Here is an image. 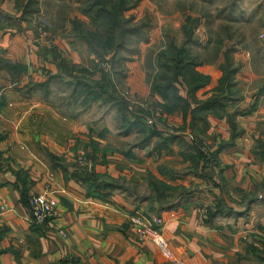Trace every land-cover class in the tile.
Returning <instances> with one entry per match:
<instances>
[{
  "label": "crops",
  "instance_id": "crops-1",
  "mask_svg": "<svg viewBox=\"0 0 264 264\" xmlns=\"http://www.w3.org/2000/svg\"><path fill=\"white\" fill-rule=\"evenodd\" d=\"M244 1L252 4L248 12L257 18L264 36V0ZM12 14L14 18L19 12ZM2 20L0 204L7 210L0 218V264H175V260L183 264H264L263 75L247 78L246 74L244 78L260 81L257 88H263L262 93H240L238 103L227 105L224 115L206 119L207 129L199 137L210 140L213 162L201 168L200 161L196 173L174 179L164 148L150 158L117 144L122 136H115L100 114L92 117L94 113L88 112L92 101L85 102L84 96L57 93L49 89L50 84L41 86V93L22 90L21 80L27 76L32 83L48 81L44 73L38 74L40 66L60 75L56 54L70 63L87 62L86 42L62 35L69 26L57 25L52 31L54 40L48 36L54 59L39 52L34 41V32L42 37V27H31L22 19L17 24ZM242 59V66L253 70L252 59ZM18 64L25 66L27 75L13 80L11 72H17L13 67ZM68 81V77L56 79L58 83ZM237 111L247 113L234 116L238 134L228 143L232 125L227 115ZM79 155L92 165H79ZM88 171L116 186L90 192V181H85ZM150 176L168 184L174 180L200 183V190L171 207L159 206L149 197ZM34 193H46L56 201L57 213L46 222H34L24 202L25 196ZM216 205L221 210L210 214L209 208ZM134 216L164 237L166 250L138 233Z\"/></svg>",
  "mask_w": 264,
  "mask_h": 264
},
{
  "label": "rangeland",
  "instance_id": "rangeland-1",
  "mask_svg": "<svg viewBox=\"0 0 264 264\" xmlns=\"http://www.w3.org/2000/svg\"><path fill=\"white\" fill-rule=\"evenodd\" d=\"M40 1L35 5L38 11L25 15L22 7L27 4V0H20L19 3L17 0H11L8 3L5 0H0V20L11 21V24L20 23L21 19L27 20L31 27H38V29L42 27L48 31L49 38L53 40L56 36L52 31L57 25L69 26L62 31L63 37L69 38H76L75 31H79L74 25L79 24V27L83 25L92 29L95 27L82 11L81 7L85 0ZM128 5L130 8L124 12L125 17L130 18L127 25L128 27H139L138 31H133L132 35L129 34L125 38L120 51L116 54L114 51L107 52L102 58H97L87 45L89 59L86 60V63L78 64V67H87L89 73H75L84 78L83 81L89 82L90 80H100L101 70H107L113 84V87L108 89L115 90L114 96L122 97L123 95L125 97L130 110L129 118L134 119L135 114L141 115L144 117L143 122L146 126L152 127L156 124L161 131L159 135L152 136L145 145H138L143 140V132L134 127L128 133L124 132L125 126L121 120L122 111L119 105L114 103V100L104 101V98L93 100L88 112L94 113L93 118L100 114L114 135L122 136L120 140L116 141L117 144L120 143L122 147L134 148L139 152L138 155L155 158L161 152L160 148H164L163 153L169 154L170 166H172L169 167V175L174 179H182L183 174L190 171L197 172L195 155L198 151L203 155L200 160L202 167L204 162H207V165L209 162H213L214 151L208 138H201L194 142L191 126L186 124V128L182 127L184 123L180 110L168 112L161 107V102L164 101L163 96L153 88L154 79L158 73L156 58L158 51L169 46L173 41L182 43L185 38V28H190L193 31L194 40L188 44L187 49L190 50V54L201 61L196 69L202 74L209 75L210 81L193 93H189L188 86L181 76H178L174 81L179 94L189 100L194 107L212 95L213 88L218 84L222 74L219 66L225 60L222 49L232 47L231 53H229L234 63L239 65L234 77L235 90L237 91L231 98L223 97L224 107L208 110L206 114V119H208L210 115H224L227 105L238 103L242 96L240 93H253L254 91V93H262L263 88H257L260 81L247 82L246 74L247 78L252 74L264 76V36L260 34L257 18H252L248 12V7L252 4L244 0H129ZM14 10L19 14L12 18L10 15ZM36 12H39L40 15H35ZM33 14L36 17H30ZM218 36L224 40L221 51L216 52L214 45ZM34 38L35 43L38 42L39 52L46 53L47 57L53 56L56 59L55 50L50 46L51 43H48V38L35 35V32ZM114 50L117 51V49ZM248 56L254 62L253 70H248L246 64L242 66V60H244L242 58ZM20 67H22L21 71L11 72V79L19 80L22 75L27 73L25 66L20 65ZM40 70L38 74L43 75L44 73L43 76L48 77L49 89L57 90V93H73L74 85L71 86L68 82H56L57 76L50 74L45 66H40ZM58 74H61L62 77L61 70ZM28 78V76L27 80H25L26 77L22 78L21 81H24L22 90L41 93L42 87L37 84L38 82L32 83ZM105 97L108 98L109 95L106 94ZM141 108L145 110L142 111ZM187 117L190 118V112ZM149 151L152 153L148 154ZM186 160L190 162L187 163ZM147 186L150 190L149 183ZM169 187V193H165L162 199L180 201L195 195L200 190V183L183 184L174 180V183H169ZM198 188L199 190H197ZM149 197L152 200H158L152 192ZM173 203L177 204V202ZM158 204L160 206L161 201H158Z\"/></svg>",
  "mask_w": 264,
  "mask_h": 264
},
{
  "label": "trees",
  "instance_id": "trees-1",
  "mask_svg": "<svg viewBox=\"0 0 264 264\" xmlns=\"http://www.w3.org/2000/svg\"><path fill=\"white\" fill-rule=\"evenodd\" d=\"M84 1V0H83ZM129 0H85L84 5L81 7L82 11L89 17L90 22L95 27L87 28L85 26L79 27L74 25L79 31H76V38L86 42L90 50L97 56V58H102L107 52L114 51L116 54L123 47L125 38L130 34L138 31L139 27L131 26L128 27V21L130 18L125 17L124 12L130 8L128 5ZM19 3L20 0H17ZM39 3V0H27V4L22 7L23 14H30L34 11H38L35 7ZM104 26V27H102ZM79 27V28H78ZM83 28V29H82ZM185 38L182 43H175L174 41L167 47L161 48L157 53V65L158 73L154 79L153 88L157 90L162 96L164 101L161 102V107L172 112L175 110H180L183 116V128H186V124L191 126L192 137L194 142H197L201 138L199 134L206 131V114L208 110H214L215 108L224 107L223 97L231 98L237 90H235V73L239 68V65L234 63L233 58L230 55L229 49H222L224 52V62L219 66L221 69V76L219 78L218 84L213 88L212 95L204 101L199 102L196 106H192L186 98L181 96L178 92L175 79L181 76L184 83L188 86L189 93H193L198 88L204 87L210 81V76L200 73L196 69V66L201 63L197 58L190 54V50L187 49L188 44L193 42V31L189 28L184 29ZM230 37V36H229ZM223 38L221 36L217 37L214 48L216 52L221 51L223 46ZM114 49H117L115 51ZM233 50V49H232ZM230 52V53H229ZM58 58V63L60 65L62 77H68V83L72 86L74 85L72 91L73 93H78L85 98V102H91L100 98H104V101L114 100V103L119 105L122 114L121 120L125 126L124 131L128 132L133 127L138 131L143 132V140L138 145H145L146 142L150 141L152 136L159 135L160 129L154 124L152 127L146 126L143 122L144 117L135 114L134 119H130L128 116L129 107L128 102L125 97H119V95L114 96L115 90L111 91L109 87H113L112 81L109 79L107 70H101L100 80H90L89 82L83 81L84 78L79 77L75 72H80L83 74H88L89 70L87 67H78V64L67 62L65 58H59V54H56ZM116 56V55H115ZM13 67L18 72L21 71L22 67L16 65ZM57 77H61L57 75ZM49 81L45 83H39L40 86H48ZM182 83V82H180ZM106 94L109 97H105ZM142 111L145 109L141 108ZM251 109L247 110L250 111ZM190 112V118L188 114ZM246 111H237L234 113H228V119L232 125V133L230 141L236 137L238 131L235 132L236 124L234 123V116L237 114H245ZM247 113V112H246ZM201 122V127L198 123ZM198 126V127H197ZM196 130V131H195ZM196 167L198 168V162L203 158L201 152L196 153ZM195 163V162H194ZM207 162L203 163L205 167ZM203 168V167H202ZM85 181H90L87 183L88 190L90 192H96L98 188L114 187L113 181L99 180L96 177L94 171H88L86 173ZM148 183L150 185V191L154 195L157 201H161L162 205L165 207H171L173 202H180L177 199L175 201H165L162 196L165 193H169V184L153 177H149ZM171 186V185H170ZM150 192V194H151ZM24 202L28 205V197H24ZM175 204V203H173ZM219 205V204H218ZM213 206L209 208L210 214H214L219 210V206ZM214 209H216L214 211ZM221 210V209H220Z\"/></svg>",
  "mask_w": 264,
  "mask_h": 264
},
{
  "label": "built area",
  "instance_id": "built-area-1",
  "mask_svg": "<svg viewBox=\"0 0 264 264\" xmlns=\"http://www.w3.org/2000/svg\"><path fill=\"white\" fill-rule=\"evenodd\" d=\"M43 29V28H42ZM42 37L48 38L47 31L45 29L41 32ZM79 165L91 166L92 161L83 155L77 157ZM28 204L31 209V215L34 222L42 223L56 215V201L46 193H34L28 197ZM7 206L0 204V218L6 212ZM132 222L135 225L138 233L141 236H147L155 241L162 249H167V242L160 234L150 228V226L139 216H134ZM175 264H183L182 261L175 260Z\"/></svg>",
  "mask_w": 264,
  "mask_h": 264
}]
</instances>
